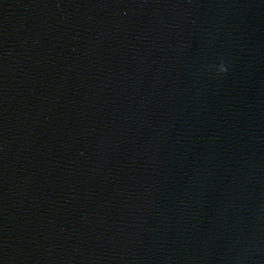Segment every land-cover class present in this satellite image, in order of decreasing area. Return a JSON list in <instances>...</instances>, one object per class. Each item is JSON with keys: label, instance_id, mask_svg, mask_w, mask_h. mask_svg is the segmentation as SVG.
Returning a JSON list of instances; mask_svg holds the SVG:
<instances>
[{"label": "water", "instance_id": "95a60500", "mask_svg": "<svg viewBox=\"0 0 264 264\" xmlns=\"http://www.w3.org/2000/svg\"><path fill=\"white\" fill-rule=\"evenodd\" d=\"M0 264H264V0H0Z\"/></svg>", "mask_w": 264, "mask_h": 264}, {"label": "clouds", "instance_id": "9594fccd", "mask_svg": "<svg viewBox=\"0 0 264 264\" xmlns=\"http://www.w3.org/2000/svg\"><path fill=\"white\" fill-rule=\"evenodd\" d=\"M221 71L224 72L226 71L225 65L223 64V62H221Z\"/></svg>", "mask_w": 264, "mask_h": 264}]
</instances>
